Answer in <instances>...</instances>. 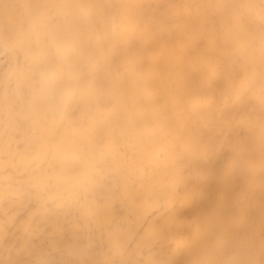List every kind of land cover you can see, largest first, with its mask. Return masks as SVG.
Returning a JSON list of instances; mask_svg holds the SVG:
<instances>
[{
	"label": "bare ground",
	"instance_id": "bare-ground-1",
	"mask_svg": "<svg viewBox=\"0 0 264 264\" xmlns=\"http://www.w3.org/2000/svg\"><path fill=\"white\" fill-rule=\"evenodd\" d=\"M0 264H264V0H0Z\"/></svg>",
	"mask_w": 264,
	"mask_h": 264
}]
</instances>
